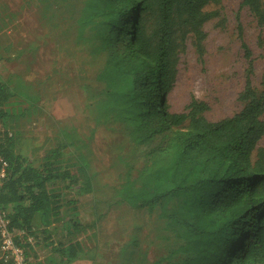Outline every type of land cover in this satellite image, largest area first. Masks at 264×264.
Here are the masks:
<instances>
[{
  "label": "rangeland",
  "instance_id": "obj_1",
  "mask_svg": "<svg viewBox=\"0 0 264 264\" xmlns=\"http://www.w3.org/2000/svg\"><path fill=\"white\" fill-rule=\"evenodd\" d=\"M5 4L11 95L1 124L10 129L14 152L33 166L65 135L70 145L64 157L79 178L74 188L60 183L49 187L48 224L39 215L31 231L19 236L28 259L55 264L53 249L75 244L79 254L69 264L181 261L185 255L173 252L181 243L180 230L168 226L162 216L172 203L130 208L105 201L108 192L128 175L137 176L141 167L129 164L133 142L125 106L134 87L111 68L121 61L122 42L116 34L109 35L118 14H102L90 0ZM258 4L256 14L242 0H206L201 11L208 17L198 26L200 33L188 26L176 31L177 47L166 70L164 92L159 86L153 94L157 109L160 94L169 114L186 112L197 100L207 106L202 113L206 120L217 122L243 108L240 97L248 73L252 86L263 89L264 0ZM147 15L143 11L140 19ZM131 17L132 12L123 21ZM254 149L264 161V114ZM72 223H81L83 230L74 231Z\"/></svg>",
  "mask_w": 264,
  "mask_h": 264
},
{
  "label": "trees",
  "instance_id": "obj_2",
  "mask_svg": "<svg viewBox=\"0 0 264 264\" xmlns=\"http://www.w3.org/2000/svg\"><path fill=\"white\" fill-rule=\"evenodd\" d=\"M90 1L102 14H118L109 35L116 34L122 42L121 61L111 68L134 87L125 106L133 142L129 164L132 168L141 164L138 175H128L120 187L108 192L105 201L130 208L172 203L162 216L168 226L180 230L181 243L173 252L185 256L175 264H264V161L254 149L262 133L264 76L263 89L258 90L248 73L240 97L243 108L217 122L206 120L202 113L207 106L197 100L187 105L186 112L169 114L160 94L157 109L153 94L159 86L164 92L166 70L177 47L175 33L183 26L200 33L198 26L208 17L201 11L206 0ZM242 3L259 13L258 0ZM143 11L148 15L140 19ZM130 12L126 23L123 19ZM120 22L123 25L117 31ZM10 95L0 80V118ZM10 134L0 121V154L8 162L0 184V205L9 232L28 257L19 236L31 231L39 215L48 224L49 187L60 183L74 188L79 178L64 157L70 145L65 135L33 166L14 152ZM72 228L83 230L81 223H72ZM53 250L55 264H69L79 254L75 244ZM0 264H5L2 256Z\"/></svg>",
  "mask_w": 264,
  "mask_h": 264
},
{
  "label": "built area",
  "instance_id": "obj_3",
  "mask_svg": "<svg viewBox=\"0 0 264 264\" xmlns=\"http://www.w3.org/2000/svg\"><path fill=\"white\" fill-rule=\"evenodd\" d=\"M8 162L0 154V184L7 175ZM0 256L5 264H31L24 248L18 245L8 230V219L0 205Z\"/></svg>",
  "mask_w": 264,
  "mask_h": 264
},
{
  "label": "crops",
  "instance_id": "obj_4",
  "mask_svg": "<svg viewBox=\"0 0 264 264\" xmlns=\"http://www.w3.org/2000/svg\"><path fill=\"white\" fill-rule=\"evenodd\" d=\"M0 80L4 81L10 91V69L7 66L10 61V41L7 37L9 36V29L7 28L8 16L6 0H0ZM10 102V97L6 100V103ZM5 109V106L3 107Z\"/></svg>",
  "mask_w": 264,
  "mask_h": 264
}]
</instances>
